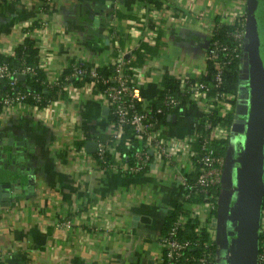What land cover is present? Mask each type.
<instances>
[{
    "label": "crops",
    "instance_id": "1",
    "mask_svg": "<svg viewBox=\"0 0 264 264\" xmlns=\"http://www.w3.org/2000/svg\"><path fill=\"white\" fill-rule=\"evenodd\" d=\"M164 1L160 10H146L143 0H49L46 9L43 0H0V52H13L23 30L37 22L30 29L40 66L53 81L74 58L103 66L121 49L140 95L159 104L163 76L204 73L215 24H231L245 9V0ZM202 99L168 113L161 134L193 139L207 108ZM230 102L222 110L233 111ZM103 106L75 93L40 110L23 105L0 114V193L11 192L10 203L0 205V264L157 261L163 221L181 199L193 164L182 150L171 159L153 156L140 174L97 167L85 141L108 137ZM228 138L216 199L218 210L226 211L237 195L239 150L238 136Z\"/></svg>",
    "mask_w": 264,
    "mask_h": 264
},
{
    "label": "built area",
    "instance_id": "2",
    "mask_svg": "<svg viewBox=\"0 0 264 264\" xmlns=\"http://www.w3.org/2000/svg\"><path fill=\"white\" fill-rule=\"evenodd\" d=\"M47 1L49 0H43V4ZM143 2L147 6L146 10L149 7L160 10L165 5L164 0H161L159 5L147 0H143ZM233 23L235 25L230 32L231 45L218 39L213 40L208 45L207 58L213 61L215 65L213 77L216 85L222 81V72L225 65L234 58L241 57L245 31V9ZM218 25L219 23L215 24V26ZM151 32L148 29L147 35ZM23 33L24 35L33 36L32 29L23 30ZM129 61L130 57L120 49L110 62L104 65L110 69L106 73L98 68L100 65L87 62L81 58H74L70 63V70L63 76L62 80H60V72L57 79L48 80V82L60 83L57 100L63 98V96H60V91L64 90L67 97L75 93H81L108 106V113L112 114V119H108L109 135L107 138L98 137L94 139V151L86 152L87 157L91 158L97 167L116 169L121 173H137L149 164L153 156L171 159L176 156L180 157L186 151L185 154H188V160L192 162L193 168L197 169L195 179L190 184L194 190L186 193V196L200 195L201 199L193 202V204L188 203L187 211L177 214L171 220L167 229L159 234L160 252L155 264H216L218 261V243L213 231L216 216L212 212L215 202L211 187L221 184L226 158L215 152L211 141L212 139L228 136L230 126L211 125L210 121L205 120V127L210 128V131L201 137L197 149L193 144L198 135L197 130H195L193 139L191 137L180 140L166 139L160 132L158 115L162 114L165 109L175 107L180 103V99L168 91L162 96L159 104L154 105L149 100L143 99L139 93L137 80L131 71ZM28 72H34V68L30 65H21L18 68L11 69L6 63H0V78L6 79L10 87L9 91L0 96V114L12 107L23 105L40 110L43 106H47L50 102L56 100L52 99L45 105L38 106L36 102L41 99L39 93L19 89L13 90L18 83V75H25ZM178 78L181 83L180 90L187 92L190 99L203 98L202 100L207 106L204 113L211 112L216 102L224 100L222 102L224 105L236 96L234 93L221 91L207 95L209 87L206 83L196 80L188 81V76ZM74 80L77 81V84L74 83ZM27 95H31L34 102H26L25 97ZM126 125L130 126L134 140L140 142V145L136 146L132 152L133 162L131 164L125 162L123 155L116 148ZM182 183L184 188L187 185L186 177L183 178ZM188 220L195 222L193 232L196 235L194 236H187L183 231H180ZM65 223L70 225L69 220H66ZM260 230H262V236H258L257 264H264L263 202L260 213L259 234Z\"/></svg>",
    "mask_w": 264,
    "mask_h": 264
},
{
    "label": "water",
    "instance_id": "3",
    "mask_svg": "<svg viewBox=\"0 0 264 264\" xmlns=\"http://www.w3.org/2000/svg\"><path fill=\"white\" fill-rule=\"evenodd\" d=\"M244 28L239 69L243 87L239 88L230 124V133L238 136L239 145L234 168L237 195L227 212L232 228L227 232L225 264H257L264 195V0H245ZM24 77L18 75L19 79ZM108 110V106L102 107L103 113ZM85 148L93 152L95 141H85ZM10 199V191L0 193V205H7Z\"/></svg>",
    "mask_w": 264,
    "mask_h": 264
},
{
    "label": "trees",
    "instance_id": "4",
    "mask_svg": "<svg viewBox=\"0 0 264 264\" xmlns=\"http://www.w3.org/2000/svg\"><path fill=\"white\" fill-rule=\"evenodd\" d=\"M151 3L158 4L160 0H147ZM47 4L43 5V8L46 9ZM37 22H33L30 26L26 27V29H30L32 26H35ZM235 23L233 24H219L213 28V34L211 40L209 41L208 45L215 39L227 43L229 45L232 44V38L230 35L231 30L233 29ZM25 29V30H26ZM0 63H6L9 68L14 69L18 68L21 65H30L34 68V72H28L25 74L23 79H19L17 85L13 88V90L19 89L21 91H30L31 93L37 92L41 95V99L36 102L38 106L45 105L49 100L57 99V91L60 88V83H50L46 78L45 71L40 66V59H39V49L37 46V39L33 36L24 35L22 41L17 44L13 48V52L10 53H1L0 52ZM71 64L61 71V78L70 70ZM98 68L102 72L108 73L110 70L107 66H98ZM239 69H240V58L239 56L234 58L231 62L225 65L223 72H222V81L219 84H215L214 82V71L215 65L213 61L207 58L206 70L204 73L200 74L199 76H188V81H201L208 85L209 89L207 90V95L214 94L216 91H221L225 93H234L236 96L235 98L230 99V103L234 104L238 97V89L239 84L241 82L239 78ZM74 83L77 84V81L74 80ZM181 83L178 77L164 75L161 82V87L159 89V97L157 102L160 103L162 96L168 91L174 96L180 99V103L177 104L173 108L165 109L162 114L158 115L159 123L165 124L167 123V114L170 112H177L180 108L184 107L188 101H191L189 98V94L184 90H180ZM10 87L7 84L6 79L0 78V96L3 95L6 91H9ZM60 96H65V91H60ZM25 101L28 103L34 102L31 98V95H27L25 97ZM216 102L215 106L212 108L211 112L202 114L196 125V130L198 135L194 142L195 149L198 148V144L201 140V137L210 131V128L205 127V120L210 121L211 125L220 124L225 126H230L233 120V111L229 109L222 110L223 102ZM108 119H112V114L109 112L107 114ZM81 143V142H80ZM212 146L217 154L223 155L226 158L228 153V145H229V138L221 137L212 139L211 141ZM140 142L136 139L134 140L132 136V130L130 126H124L123 132L121 133V137L117 143V149L124 157L125 162L127 164H131L133 162L132 159V152L136 146H139ZM195 163V162H194ZM196 164V163H195ZM194 164V165H195ZM197 165V164H196ZM148 167V164L143 168L145 170ZM143 170L138 171L137 173L131 172H123L127 175H135L140 174ZM197 173V169L193 168L192 171L186 174V181L187 185L183 188V196L181 200L175 203L173 208H171L162 224V232H164L168 225L170 224L171 220L179 213L186 212L187 207L186 204H193V202L200 200V195H188L186 193L189 191L192 192L194 189L190 186L191 182L195 179ZM220 191V184L211 187V192L213 195L214 200V207L212 209L213 214L216 215L217 212V202L216 197ZM263 207H264V196H263ZM194 221H186L185 226L182 230L184 234L187 236H194ZM182 232V233H183ZM260 237L262 236V230H260ZM203 238V237H202ZM201 238V239H202Z\"/></svg>",
    "mask_w": 264,
    "mask_h": 264
},
{
    "label": "rangeland",
    "instance_id": "5",
    "mask_svg": "<svg viewBox=\"0 0 264 264\" xmlns=\"http://www.w3.org/2000/svg\"><path fill=\"white\" fill-rule=\"evenodd\" d=\"M217 199V197H216ZM226 209L229 210V205H226ZM216 224L214 226V234L216 236V241L218 243V248H217V260L218 262H224L225 263V258L227 257L226 255L228 254L227 251V247H225V249L222 251V249H220V244L222 243V240H224V244H227L228 241V230L231 227V224L228 220V216H227V212L226 210L220 209L218 210V208L216 209ZM225 213V214H223ZM223 263V264H224Z\"/></svg>",
    "mask_w": 264,
    "mask_h": 264
},
{
    "label": "flooded vegetation",
    "instance_id": "6",
    "mask_svg": "<svg viewBox=\"0 0 264 264\" xmlns=\"http://www.w3.org/2000/svg\"><path fill=\"white\" fill-rule=\"evenodd\" d=\"M224 240H222V243L220 244V249H222V251L225 249L226 245L223 242ZM218 262V261H217ZM224 262L219 261L218 264H223ZM225 264V263H224Z\"/></svg>",
    "mask_w": 264,
    "mask_h": 264
}]
</instances>
